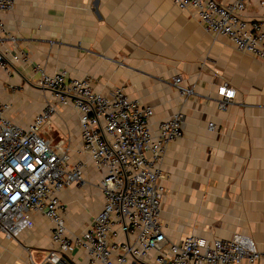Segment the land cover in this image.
Segmentation results:
<instances>
[{
    "label": "crops",
    "instance_id": "0c3cea01",
    "mask_svg": "<svg viewBox=\"0 0 264 264\" xmlns=\"http://www.w3.org/2000/svg\"><path fill=\"white\" fill-rule=\"evenodd\" d=\"M247 15L260 16L256 0ZM0 18L5 26L0 101L10 102L13 122L27 125L51 99L52 93L38 85L37 66L49 73L66 70L71 78L90 77L104 94L124 87L131 99L153 107L154 133L182 111L183 134L169 144L161 163L166 236L178 242L190 234L208 240L242 234L264 254L262 59L207 32L191 10L172 0H16ZM17 55L22 59L15 60ZM177 75L192 88L190 95L173 86ZM224 83L236 89V98L220 110L217 88ZM47 126L40 133L52 146L68 150L71 163H85L84 183L60 194L70 234L81 235L103 207L102 173L80 153L75 109L59 106ZM32 217L34 226L17 237L0 234V264L46 262L55 248L53 225L41 214ZM63 256L71 264H89L81 248ZM242 264H264V259Z\"/></svg>",
    "mask_w": 264,
    "mask_h": 264
},
{
    "label": "built area",
    "instance_id": "2783aa9c",
    "mask_svg": "<svg viewBox=\"0 0 264 264\" xmlns=\"http://www.w3.org/2000/svg\"><path fill=\"white\" fill-rule=\"evenodd\" d=\"M172 1L191 10L207 32L264 61V0H256L260 16L255 19L247 15L255 0ZM15 4L0 0V15ZM4 30L0 18V32ZM4 58L0 50L2 67ZM35 70L38 85L52 96L27 125L13 122L7 114L10 102L0 101V234L15 238L34 226V213L43 215L52 222L55 245L43 264H71L63 254L73 247L86 251L89 264H242L264 259L254 240L242 234L211 240L190 234L178 242L166 236L160 216L166 195L161 163L169 144L183 134L182 111L162 121L154 133L153 107L131 99L124 87L104 94L90 77L71 78L66 70L49 73L40 66ZM173 86L187 96L193 92L180 75ZM217 94V107L226 110L236 89L224 83ZM59 106L78 113L80 153L102 173L103 207L81 235L70 234L60 194L71 184L84 183L85 163H71L68 150L52 146L40 133ZM215 128L214 122L208 124L209 130Z\"/></svg>",
    "mask_w": 264,
    "mask_h": 264
},
{
    "label": "rangeland",
    "instance_id": "374dc122",
    "mask_svg": "<svg viewBox=\"0 0 264 264\" xmlns=\"http://www.w3.org/2000/svg\"><path fill=\"white\" fill-rule=\"evenodd\" d=\"M46 127H48L47 125L43 127V130H47Z\"/></svg>",
    "mask_w": 264,
    "mask_h": 264
}]
</instances>
